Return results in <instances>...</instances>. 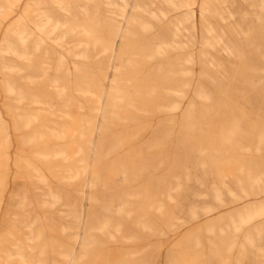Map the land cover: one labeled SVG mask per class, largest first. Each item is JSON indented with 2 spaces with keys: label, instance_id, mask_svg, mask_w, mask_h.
Listing matches in <instances>:
<instances>
[{
  "label": "rangeland",
  "instance_id": "obj_1",
  "mask_svg": "<svg viewBox=\"0 0 264 264\" xmlns=\"http://www.w3.org/2000/svg\"><path fill=\"white\" fill-rule=\"evenodd\" d=\"M0 264H264V0H0Z\"/></svg>",
  "mask_w": 264,
  "mask_h": 264
}]
</instances>
